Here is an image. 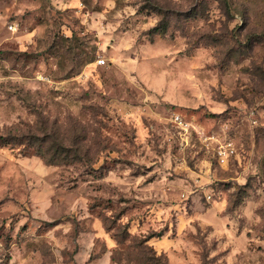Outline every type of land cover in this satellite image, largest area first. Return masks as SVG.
<instances>
[{"label":"rangeland","instance_id":"374dc122","mask_svg":"<svg viewBox=\"0 0 264 264\" xmlns=\"http://www.w3.org/2000/svg\"><path fill=\"white\" fill-rule=\"evenodd\" d=\"M11 127L9 264H264V0H0Z\"/></svg>","mask_w":264,"mask_h":264},{"label":"trees","instance_id":"16d2710c","mask_svg":"<svg viewBox=\"0 0 264 264\" xmlns=\"http://www.w3.org/2000/svg\"><path fill=\"white\" fill-rule=\"evenodd\" d=\"M155 29L157 30L158 26H155ZM25 139H28V141L30 140V138L26 134H24L22 131L13 132L12 127L8 129L5 133H0V143L1 144H11V145L22 144V143H26ZM39 154L43 158L49 157L46 155V152L44 153L41 151ZM63 155H64L63 152L57 151L54 156L49 157L48 159L46 158L45 159L49 161V163H57V162H60L61 159H63V157L67 156V154H65L64 156ZM0 264H9V257L6 256V258H1Z\"/></svg>","mask_w":264,"mask_h":264},{"label":"built area","instance_id":"2783aa9c","mask_svg":"<svg viewBox=\"0 0 264 264\" xmlns=\"http://www.w3.org/2000/svg\"><path fill=\"white\" fill-rule=\"evenodd\" d=\"M99 61H100L101 63H104V62H105V59H104V58H100Z\"/></svg>","mask_w":264,"mask_h":264}]
</instances>
